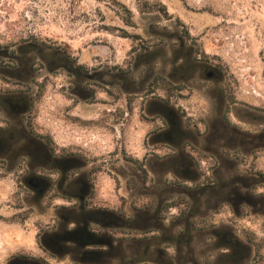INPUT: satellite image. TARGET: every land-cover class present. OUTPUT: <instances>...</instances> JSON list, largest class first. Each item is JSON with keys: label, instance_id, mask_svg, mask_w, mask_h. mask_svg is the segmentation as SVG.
Instances as JSON below:
<instances>
[{"label": "rangeland", "instance_id": "1", "mask_svg": "<svg viewBox=\"0 0 264 264\" xmlns=\"http://www.w3.org/2000/svg\"><path fill=\"white\" fill-rule=\"evenodd\" d=\"M146 1L165 9L143 13L138 0H0V71L6 53L27 54L32 68L13 84L0 72V97L28 98L27 121L17 100L8 107L16 118L0 102V128L30 124L52 138L56 156L73 154L80 164L79 180L63 182L56 158L32 134L24 158L0 159V264L19 253L76 264L39 246L40 235L60 227L63 208L85 203L133 216L180 196L187 206L151 221L170 234L192 232L193 253L177 261L169 248L156 264H188L190 256L253 264L255 244L264 264V0ZM194 55L224 68L236 104L228 109L223 89L211 101L204 78L188 83L181 66ZM170 130L172 140L162 139ZM214 182L218 191L202 192ZM230 237L238 247L227 249Z\"/></svg>", "mask_w": 264, "mask_h": 264}, {"label": "trees", "instance_id": "2", "mask_svg": "<svg viewBox=\"0 0 264 264\" xmlns=\"http://www.w3.org/2000/svg\"><path fill=\"white\" fill-rule=\"evenodd\" d=\"M138 1L139 10L143 13L151 10L158 11L156 7L161 6V4H155L154 7H151L152 5L146 0ZM161 7L165 9L164 6ZM28 128L33 135L45 142L50 155L56 158L55 170L61 174L62 181H70V186L75 184L79 180L74 178L76 170L79 168L78 165H80L77 158L73 154L56 156L52 138L36 135L30 124H28ZM172 131L165 132L162 139L166 140L164 136H167L171 141ZM258 137L262 138L264 134ZM37 150V148H31L29 155L34 156ZM133 163L144 174H147L142 162L134 160ZM217 189L218 185L214 182L202 187L201 190L202 192L206 191V194L210 196L218 191ZM87 192L86 186L79 188L80 194L86 195ZM188 196L192 197L193 192H189ZM155 203L153 200L143 208H135L133 216H129L124 209L94 208L85 203H80L74 209L63 208L59 214L60 227L53 232L40 235L39 246L51 257L70 256L76 264H156L159 263L157 258L165 254L169 248H174V257L177 261L182 259L183 253L192 254V232L188 233L187 230L178 234H170L163 225L151 221L156 213L159 214L162 221H165V213L170 209L187 206L189 202L186 197L180 196L178 200L167 205L164 209H159V205ZM183 218L187 221L197 219L191 214H183ZM14 221L10 219V222ZM196 221H193L192 229L197 227ZM155 231L160 232L161 235L158 237L151 235ZM248 240L253 243L252 239L248 238ZM224 242L227 243V249H234L239 245V241L231 237ZM162 246L166 248H161ZM255 247L257 255L253 264H258L262 257L260 254L262 246L255 244ZM188 262V264H197L193 256L189 257ZM9 264L51 263L42 257L19 253L12 257Z\"/></svg>", "mask_w": 264, "mask_h": 264}, {"label": "flooded vegetation", "instance_id": "3", "mask_svg": "<svg viewBox=\"0 0 264 264\" xmlns=\"http://www.w3.org/2000/svg\"><path fill=\"white\" fill-rule=\"evenodd\" d=\"M198 52V51H197ZM27 54L23 53L22 56H14V54H9L6 53L7 61L6 62L7 66L5 69H2L0 72L4 74L6 77V81L10 80V84H13L14 82L12 79L14 77H17V79H21L22 75H25L27 73V69L29 68V62L30 59L26 58ZM16 63L17 65V70L16 72L14 71V64ZM184 66H181L183 69V74L186 80H189V84L193 81H196L197 79L204 78L207 83L208 87L206 88V94L209 97L211 101H215L218 95V90L223 89L224 94L226 96V99L228 100V109L231 107V105L236 104V99L233 98L231 95L232 93V86L227 82L226 79V74L224 71V68L220 65H214V64H209L208 60L206 58H200V57H195V55L191 58L188 57V59L185 60ZM9 65V66H8ZM32 69V68H29ZM30 74V73H28ZM177 75V74H176ZM196 76V77H195ZM173 81L170 82V88L171 89H177V86H174ZM176 87V88H175ZM180 88V86H178ZM189 88V87H187ZM183 88H181L182 90ZM183 90H186L184 88ZM15 100H17L20 103L19 109L17 112V115L20 116L21 118L23 117L24 119L26 118V113L28 105L26 103L27 96L22 95V93L18 92L16 95H14L13 92L11 93H4L0 97V102H2L4 105H6V110L9 116L12 118L15 117V113L12 111H9L8 107H10V104ZM32 102V98H31ZM213 106H216L217 103H213ZM27 106V107H26ZM169 106V105H168ZM170 110L172 112H175V110L170 107ZM229 110L226 113L225 116V121L229 122ZM188 120L186 115L183 114V117ZM27 121V119H25ZM227 123V124H228ZM229 125V124H228ZM26 129H4L0 128V159L4 158H22L23 154L27 153L28 146L31 143V135L32 134L29 130V128ZM33 135V134H32ZM34 136V135H33ZM24 158V157H23ZM2 161L0 160V163ZM38 187L40 185H37Z\"/></svg>", "mask_w": 264, "mask_h": 264}]
</instances>
